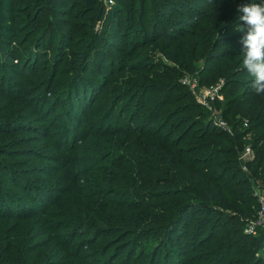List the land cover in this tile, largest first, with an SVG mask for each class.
I'll use <instances>...</instances> for the list:
<instances>
[{"label": "rangeland", "instance_id": "374dc122", "mask_svg": "<svg viewBox=\"0 0 264 264\" xmlns=\"http://www.w3.org/2000/svg\"><path fill=\"white\" fill-rule=\"evenodd\" d=\"M1 1L4 3L7 0ZM22 1L19 0L18 3L15 0L8 1L9 6L13 7L15 11V22H11L14 21L12 19L6 21L0 13V23L5 22L7 26L17 27L15 29L19 31V36L14 42L20 46V48L16 47L15 51H17V54L13 58L6 57L9 54H5L6 56H4V54H1L2 51H0V77H4L6 85L9 80L15 83L18 89L21 90V92H18V95L21 93V96L25 95L24 87L26 86H40V84L36 83L48 81L50 77L51 79L56 78V80L51 92H47L50 95L45 93V97L42 96V102L47 99L48 103L39 104L41 101H38L34 102L32 106H22L19 98L11 99L10 106L13 108L16 107L18 110L21 107L25 108H21L22 112L18 114L21 115L19 118L17 115L13 119H9L7 116L5 120L3 119L6 122L0 123V143H6L8 153L6 155L0 154V160H3L0 164V200L7 204L6 207L9 212H13V218L20 221L28 219L27 221L31 223V219L39 216L45 209L49 211L53 209L54 212L56 211L55 215L60 216L59 218L61 219H65L64 223H69L70 217H62L70 216L73 213L70 204L74 203L76 197L79 201V209L74 211L79 216L85 214V219L87 220H84L89 222V224L81 222V225L84 226V228H81L82 233H92L95 224L99 223L93 217L99 216V219L103 217L109 219L105 213L106 211L102 209V207L109 208L108 203L102 202V200L98 199V196L92 198L90 194L84 195L82 190H79L77 187L79 185L85 188L86 183H82L81 181L73 182L71 178L67 181L68 178L64 175L65 170H61L59 164L53 161L59 157L63 158L65 162H70V158H72L75 151L73 150V146H78L83 141L84 136L99 133L100 124L99 122H97V125L93 124L95 119L91 116L98 118L100 115L101 117H105L109 114L111 116L106 121L107 126L106 128L105 125L103 126L101 133L115 134L116 138L114 141L117 142L116 145L118 147L116 148L115 157L120 162L112 165L111 161H107L102 163L100 168L104 170L108 169L111 171L110 173L114 171L122 178V181L118 182L117 186L114 185V194H110L109 198H117V192L120 194L127 190L130 196H133L139 202L144 201L148 197V199L146 198V205L150 208L149 211L144 210V214L142 215L153 217L160 222H163L161 220L167 221L174 214L173 209H177L178 201L180 203L195 201L183 196L178 198V182H182V178L178 177V148L191 149V147L210 140H215L220 145H223L224 142L220 138H212L211 134L207 131L203 132L198 122H192L191 119L184 121L178 117V105L183 104V100L178 103L179 93L186 92V94H192L191 96L194 97L196 103L203 107L204 110L201 108V111L205 113L204 116L194 113V108L190 111V113L194 114L195 120H212L216 126L227 131L228 136L233 137L237 127L238 129L241 127L242 130L249 129L250 121L248 118H241L236 115L235 119L238 120L240 118L239 121H241L240 126H236L232 117L233 112L228 113V115L226 114L229 109H225V103L227 102V98H229L228 91L230 89L226 91L227 81L225 77L214 74L219 67V63H217L218 60H214L212 57L225 58L230 53L229 49L235 45L234 42L224 43L212 57L209 55L199 56L194 63L186 62L181 65L178 62V58L172 53L175 46L174 39L178 40L179 37L185 36V33L196 31L197 26L203 25L205 21L215 19L216 16L210 18L211 10L215 8L214 5L226 0H178L188 5V7L179 6L177 8L173 6L171 10L165 11V16H167L166 25L162 24L155 33L154 26L147 22L144 25V32H139L140 35H136L138 33L137 30L134 32L131 28H127V26L135 23L134 14L128 8L124 10L125 12L123 8H119L116 3L117 0H112L113 4H107L105 0H98V2L102 3L105 11L102 18L96 20L94 24L93 18H91L93 14L88 9L84 10L88 0H72L73 2H70V7L59 13H56L54 11L55 7L51 5L48 9L51 16L55 14L60 15L71 22L72 25L75 24V26L77 23L87 22L90 28L93 27V31L98 35L104 34L102 28L105 27L106 22L112 27L120 23L121 26L124 25V29L126 28V31L122 30L123 35L119 38L116 48H114L113 44L109 48L110 55H107L106 64H113V67L108 66V71L104 74L101 73L102 67L95 63V67H91L88 77L84 73V66L80 71L73 68L72 51L75 50L77 41L72 42L71 39L62 40L64 38L60 36L61 34L59 35V33L66 32L68 27L53 23V30L58 32V34L53 36V39L43 34L44 37L41 40V44H39L38 40L42 34L40 32V35L38 34L37 36L35 34L27 40L26 34L29 27H27L26 20L32 17V14H30L32 10L29 13L25 10L24 5L35 0H24L25 3ZM19 3L22 5L21 8H17ZM253 3H264V0H254ZM96 5H98L97 2ZM96 5L94 4L93 6L96 7ZM147 7H149V4H147ZM80 9H83L81 11L82 17L77 18ZM111 12H117V15L115 16L114 14L109 17L108 14ZM125 13L128 14V17L127 15L125 16ZM238 23L242 24V21H238ZM111 26L109 27L110 30ZM82 31L81 33L83 34L84 32ZM77 32L79 30L75 29L74 33ZM234 33L241 36V33L244 32L235 29ZM11 39L4 37L0 41V49H10L9 43H6L5 40L11 41ZM237 41L241 42V40ZM169 42L173 43L174 46L168 48ZM30 43L35 45V49L32 50L33 52H30L34 54L31 56L32 60L35 58L34 63L28 61L30 56L25 58ZM151 44L156 47V50L154 54L151 52L154 55V59L152 60V64L148 66V70H141L137 73L124 68V64L120 62V53L122 55L127 53L137 55V53L144 49L142 47ZM213 50L214 46L211 47V51ZM242 52L243 50L238 51L237 55L242 57ZM23 54L26 55L23 56ZM14 60L15 62L18 61V63L12 64ZM210 60L212 61L209 62ZM73 72L80 73L77 77V80L79 79L77 85L61 88V83L65 79L67 81ZM90 74L92 75L91 80L89 79L91 77ZM165 76H168L167 79H176V88L170 90L171 93L168 100L163 93L157 94V96L164 95L163 98L166 103L162 109L163 112L168 109H177L173 112L174 117L170 116L167 118V122L159 126L160 132L156 133L160 136L150 138L145 143L146 145L142 144L139 139L134 138V142L126 138L122 139L121 135L127 127L126 122L129 123L132 132L139 133V128L144 125L145 119L143 114L146 113V105L150 104L148 102L152 95L150 94L145 98L134 101L128 108H123V105L121 106L120 104L121 101L120 103L117 102V98H115L116 101L111 100L115 91L119 86L133 79L134 82L137 81L138 83L144 80L149 82L148 85L155 87L149 89V91L155 89L156 93H160L158 83ZM246 79L251 80V77L247 75ZM59 80L60 82H57ZM79 82L83 85L81 86ZM83 87L84 89L93 88L92 94L94 93V97L89 100L88 104L85 103L84 95L81 92ZM68 88L70 89L68 90ZM77 90L80 91L79 94H77ZM245 91L244 87H239L232 97L235 96V99H239L243 95H247ZM250 92L253 93L252 88H250ZM144 93H146V89ZM250 98H252V94ZM124 101H127V98ZM80 102L82 103L80 104ZM124 109H129L128 111L130 112L133 111L131 116L129 115L130 112L124 114ZM154 119V124L158 125V122ZM242 123L243 126H241ZM252 136L253 133L247 134L241 140V148L236 144L239 147L236 155L232 154V152L227 156L217 155L219 163H221L222 159L228 158L221 163L223 169L232 171L241 166L244 172H250L247 163L250 159L254 158V151L251 145H249ZM198 137L203 138L197 139ZM156 139L161 141L158 145L154 142ZM231 147L232 149L236 148L230 145ZM210 149H213V147ZM248 149L250 150L249 152ZM0 153L2 152L0 151ZM233 160L238 161L239 164L233 162ZM12 162H16V164H11ZM215 165L216 163L212 164V166ZM7 167L13 172H10ZM70 168L71 165L67 164V169ZM126 170L128 171L124 173ZM125 176L132 177L134 181L130 182V179L128 180V177ZM184 181L188 180L185 179ZM115 182L113 180L111 184ZM251 184L252 197L257 204L255 208L253 206V216H255L261 204V197H264V187L260 183ZM68 187L72 188L65 194ZM191 187H193L194 193L196 191L197 195H201L203 191L201 185L191 183ZM109 188H105L102 195L110 193L111 188ZM137 190L143 191V193L138 196L135 192ZM12 198L14 199L13 201L8 200ZM221 200L222 203L217 205L221 211L228 214H235L237 212L236 204L231 197H223ZM57 202L60 203L57 205ZM161 209L167 210L164 212ZM26 213L29 214L22 216V214L25 215ZM111 216L115 217L113 214ZM1 217H4V214L3 216L0 215ZM118 218L117 216L113 219L115 225L120 223L118 222ZM250 219H246L244 231L249 227L248 221ZM24 223L26 224V222ZM65 225L67 226V224ZM66 226L63 227V232L69 231L70 227L66 228ZM106 226L108 225L103 224L100 229L99 227L95 229L96 236L88 237V235H83L73 242L75 248V245L79 244V249L84 254V258L87 253H99L100 256L105 253L103 255L106 256L105 258L113 257V264H139V262L145 261V259L140 260L141 254L157 252L154 260L155 264H192L189 258L190 254H188L193 250L192 246L186 252V256L179 257L178 246L177 249H171L169 247L171 244L167 246L161 237L150 236L142 240L139 239L138 242H130L135 239H131V237L125 238L113 232L114 230L106 228ZM230 229L232 227L221 229V234H218L217 237L227 233ZM261 229H264V227L260 228L259 231ZM259 231L257 235H259ZM99 234L101 235L100 240L96 244L92 243ZM61 235L65 234L61 233ZM257 235L252 234V236ZM48 238L49 234L43 237L44 240ZM82 238L90 239V241L81 240ZM253 245L250 241L245 248H252ZM196 248L197 251H200L204 247H198L197 245ZM119 249L122 250L120 251ZM183 249L185 250V248ZM239 249L243 248L239 246L237 247V251H240ZM118 251L122 252V254L117 255ZM168 251H171L169 256L164 253ZM255 252H257V256L260 258H264V247L260 251L255 250ZM61 253L64 252L61 251ZM231 259L239 258L237 255H234ZM87 261L89 260L87 259ZM193 264L199 263L193 261Z\"/></svg>", "mask_w": 264, "mask_h": 264}, {"label": "trees", "instance_id": "16d2710c", "mask_svg": "<svg viewBox=\"0 0 264 264\" xmlns=\"http://www.w3.org/2000/svg\"><path fill=\"white\" fill-rule=\"evenodd\" d=\"M8 1L9 0L6 2L9 6ZM18 1L19 0H15L16 3H18ZM73 1L35 0L24 5L25 10L29 13L32 10L30 13L32 17L26 20L28 24L27 27H29L26 34L27 40L35 34L38 36L41 32L42 34H39L40 39L38 40L39 44H41V40L44 37L43 34L45 36H50L52 39L55 34H58V32H55L52 28L53 23L66 26L68 27L67 31L59 33V35L61 34L60 36L64 38L62 40L71 39L72 42L77 41L75 50L72 51L73 68L79 69L80 71L84 66V73L88 77L91 72V67H95L96 63V65L102 67L101 73L106 74L108 66L113 67V64H106L107 55H110L109 48L111 44L116 48L119 38L123 35L122 30L126 28L124 29V25L121 26L120 23L112 27L106 22L104 25L105 27L102 28L104 34L98 35L93 31V27L90 28L87 22L77 23L75 26V24L72 25L71 22L60 15H56L55 13L54 16L50 15L48 9L51 5L55 7L54 11L59 13L65 11L67 7H70V2ZM177 1L178 0H117L116 3L119 8H123V11L128 8L133 12L135 23H132L131 26H127V28H131L134 32L137 30L138 33L135 34L140 35L139 32H144V25L147 22L154 26L155 33L162 24L166 25L167 16H165V11L171 10L173 6L177 8L179 6L188 7L185 3ZM6 2L2 3L0 0V13L6 21L12 19L14 21L11 22H15V11L13 7H8L7 4L5 5ZM22 2H24V0ZM87 2L84 10L88 9L90 13L93 14L91 18H93L94 24L96 20L102 18L105 9L98 0H88ZM96 2L98 5H96ZM252 2H254V0H226L224 2H219L214 5L215 8L211 10L210 14V18L216 16L215 19L205 21L203 25L197 26L196 31L185 33V36L179 37L178 40L174 39L175 46L171 42H169L170 45H168V48L174 46L172 53L178 58V62L182 65L186 62L194 63L199 56L209 55L212 57L224 43L234 42L235 45L229 49L230 53H228L225 58L212 57L214 60H218L217 63H219V67L214 74L225 77L227 81L226 91L230 89V91H228L229 98H227V102L225 103V109H229L226 114L228 115V113L233 112L232 117L234 118V124L236 126H240L239 124L241 122L239 121L240 118L238 120L235 119L236 115L241 118H248L250 121L249 129L242 130L241 127L239 129L237 127L235 135L233 137L228 136V132L216 126L212 120H195L194 114H192V112L190 113V111L194 108V113L204 116L205 113L201 111L203 107L196 103L194 97L191 96L192 94L187 93V95L186 92L179 93L178 103L183 100V104L178 105V117L182 118L184 121L191 119L192 122H198L203 132L207 131L211 134L212 138L217 137L224 142L223 145H220V143H216L215 140H210L206 143L203 142L191 147V149L178 148V177L182 178V182H178V198L183 196L188 199H194L195 201L184 203L178 201L177 209H173L174 214L171 215L167 221L161 220L163 222H160L153 217L142 215L144 214V210L149 211L150 207L146 205L148 197H146L147 199L145 198L144 201L139 202L133 196H130L127 190L120 194L117 192V198H109L110 194H114V185L117 186L118 182L122 181V178L114 171L110 173L111 171L108 169H101L100 165L107 161H111L112 165L120 162L119 159L115 157L116 148H118L116 145L117 142L114 141L116 136L115 134L101 133V129L104 125L106 128V121L111 114L105 117H101L100 115L98 118L91 116L95 119L93 124L97 125V122L100 124L99 133L93 135L88 134L83 137V141L78 146H73V150L75 151L72 158H70V162H65L63 158L59 157L53 161L59 164L61 170H65L64 175L67 176V181L71 178L73 182L81 181L82 183H86L85 188L79 185L77 187L79 190H82L84 195L90 194L92 198L98 196V199L102 200V202L108 203L109 208L102 207V209L106 211L105 213L110 220L105 217L99 219V216H95L93 217L94 220L99 223L96 222L97 224L93 227L92 233H82L81 228H84V226L81 225V222H85L84 224H89V222L85 221L87 220L85 219V214L79 216L77 212L74 211L79 209V201L76 197L74 203L70 204L73 213L70 216L62 217H70L69 223H64L63 221L65 219H61L59 218L60 216L55 215L56 211L54 212L53 209L51 211L45 209L39 216L32 218L31 223L27 221L28 219H22L21 221L16 220L13 218V212L8 211L6 207L7 204L0 200V215L3 216L4 214V217L0 218V264H113V257L105 258L106 256H103L105 253L101 256L99 253H87L85 259L83 257L84 254H82L81 249H79V244L77 243V245H75L76 248L73 246V242L83 235H88V237L96 236L95 229L98 227L100 229L103 224L108 225L106 228L114 230L113 232L125 238L131 237V239H135L130 242H138L139 239L142 240L150 236L161 237L167 246L171 244L169 246L171 249H177L178 246L177 250L179 257L186 256V252L190 250L189 248L192 246L191 248H193V250L188 253L190 254L189 258L192 264L193 261L199 264H264V258H260L257 256V252H255V250L260 251L264 247V229H261L257 236L249 235L244 231L246 219L254 217L253 206L254 208L257 206L255 199L252 197L253 191H251V183H260L264 187V95H256L254 91L253 93L250 92L251 80L246 79L248 74L243 70V56L240 57L237 55L238 51L243 50L242 43L237 40L242 41L245 33H241V36L234 33L236 25L238 24V17L243 15V13L237 11L238 6ZM94 4L96 7L93 6ZM147 4H149V7H147ZM21 6L22 5L19 3L17 8H21ZM82 10L83 9H80V11H78L77 16H79L77 18L82 17ZM114 14L116 16L117 12H111L108 16L110 17ZM126 15L128 17V14L125 13V16ZM6 24L5 22L0 23V41H2L4 37L12 38L11 41L5 40L6 43H9L10 49H0V51H2L1 54H4V56H6L5 54H9L6 57L13 58V56L17 54V51H15L16 47L20 48V46L14 42L19 36V31L15 29L17 27H12L11 25L7 26ZM110 26L112 27L111 30L109 29ZM75 29H78L79 32L74 33ZM81 31L84 33L82 34ZM136 42L138 43L137 39ZM28 46L27 49L29 50L27 55L25 54V56L23 54V56H25V58L30 56L28 61L34 63L35 58L34 60L31 59V56L34 54L31 53L33 52L32 50L35 49V45L30 43ZM212 46H214L213 51H211ZM142 48L144 49L137 53V55H133L132 53L122 55V53H120V62L124 64V68L137 73L141 70H148V66L152 64V60L154 59V55H152L151 52L154 54L156 47L151 44L145 45ZM15 60L12 61V64L18 63V61L15 62ZM211 61L212 60L209 62ZM54 69L56 70L55 66ZM79 75L80 73L73 72L70 78L68 77L67 81L65 79V81L61 83V88H64V86H76L79 80H77V77ZM90 76L89 79L91 80L92 75L90 74ZM167 78L168 76H165L162 78V81L158 83L160 93H156L155 89L149 91V89L155 88L153 85H148L149 82L144 80L138 83L137 81L134 82L133 79L119 86L115 91L111 100L116 101L115 98H117V102L120 103L121 101L120 104L121 106L123 105V108H128L134 101L145 98L150 94L152 95L148 102L150 104L146 105V113L143 114L145 121L143 127L139 128V133L132 132L129 123L125 121L127 127L121 135L122 139L126 138L134 142L135 138L146 145L145 143L147 140H150V138L160 136L156 134L160 132L159 126L164 125L165 122H167L166 119L173 116L174 110H177L168 109L163 112L162 109L166 103L163 98L164 95L157 96V94L163 93L168 100L171 93L170 90L176 88V79ZM4 80V77H0V123H5L6 121L4 120L7 116L9 119H13L17 115L19 118L21 115L18 114L22 112L21 108H25L21 107L19 110L16 107L13 108L10 106V102H12L11 99L19 98L22 106H32L34 102L36 103L38 101H41L39 104L48 103L46 98V100L42 102V96L48 91L51 92L56 78L51 79L50 77L48 81L36 83L40 84V86L35 87V85H33L34 87H24L25 95L23 96H21V93L18 95V92H21V90L18 89L15 83L9 80L6 85ZM68 81L69 83H67ZM57 82H60V80ZM80 85L82 86L83 84L80 83ZM239 87H244L246 90L245 94L247 95L235 99V96L232 97V95H235ZM69 89L70 88H68V90ZM145 89L146 93H144ZM92 91L93 88L91 87H89V89H84L83 87V90H81L83 93L82 95H84L85 103L87 104L89 100L94 97ZM79 92L80 91L77 90V94H79ZM251 94L252 98H250ZM55 95L57 94L55 93ZM125 98H127V101H124ZM81 103L82 102H80V104ZM128 110L129 109H124L123 113L126 114L130 112ZM132 112L133 111L130 112V116ZM153 119L158 122V125L154 124ZM241 126H243V123ZM250 133H253V136L250 139L249 145H251L254 151V158L250 159L247 163L250 172H244L241 166L232 171L223 169L221 163L228 158L222 159L221 163H219L220 161H218L217 155L227 156L231 154V152L236 155L237 149L242 147L241 140ZM202 138L203 137H198L197 139ZM156 140L154 142L158 145L161 141L159 139ZM236 144L239 147H237ZM230 145L236 148L232 149ZM212 147L213 149H210ZM0 151L2 152L0 153L1 155L8 154L6 143H0ZM1 162H3V160H0V164ZM233 162L238 163L236 160H233ZM215 163L216 165L212 166V164ZM11 164H16V162H12ZM67 164L71 165L70 169H67ZM7 169L13 172L9 167H7ZM127 171L128 170L124 171V173ZM129 179L130 182L134 181L132 177H128V180ZM185 179L188 181L185 182ZM113 180L117 182L111 184ZM191 183L201 185L203 189L201 195H197L196 191L194 193ZM108 187L111 188H109L110 193L102 195L105 188L108 189ZM71 188L68 187L65 194L68 193ZM135 192L138 196L143 193V191L138 190ZM223 197H231L233 199L237 209L235 214L225 213L217 207L219 203H222L221 198ZM8 200L13 201L14 199ZM59 203L60 202H57V205ZM3 210L5 211L3 212ZM161 210L165 212L167 209ZM28 214L29 213L25 215L22 214V216ZM112 214L115 217H112ZM117 216L119 217L118 222L120 223L115 225L113 219ZM24 222H26V224ZM65 224H67V226ZM65 226L66 228L70 227V229H68L69 231H62ZM229 227H232V229L217 237L218 234H221V229ZM61 233L65 235H61ZM46 234H49V238L44 240L43 237ZM100 238L101 235H97L92 243L96 244ZM81 240L90 241V239L86 238H82ZM250 241L254 244L253 247L245 248ZM197 245L198 247L204 248L197 251ZM90 246H92V244H90ZM239 246L243 249L237 251V247ZM183 248H185V250ZM119 250L121 251L122 249ZM61 251L64 253H61ZM120 251L116 254H122ZM236 251L237 253L234 254ZM170 252L171 251L164 253L169 256ZM156 254L157 252L141 254L139 257L140 260L142 261L145 259V261L139 262V264H155L154 260ZM234 255H237L239 259L230 260ZM87 259L89 261H87Z\"/></svg>", "mask_w": 264, "mask_h": 264}, {"label": "clouds", "instance_id": "9594fccd", "mask_svg": "<svg viewBox=\"0 0 264 264\" xmlns=\"http://www.w3.org/2000/svg\"><path fill=\"white\" fill-rule=\"evenodd\" d=\"M237 11L243 13L238 17L236 30L244 32L243 70L251 77V88L256 95H264V3H244Z\"/></svg>", "mask_w": 264, "mask_h": 264}, {"label": "built area", "instance_id": "2783aa9c", "mask_svg": "<svg viewBox=\"0 0 264 264\" xmlns=\"http://www.w3.org/2000/svg\"><path fill=\"white\" fill-rule=\"evenodd\" d=\"M107 4H113L112 0H105ZM216 125V124H215ZM223 125V123H221ZM250 150L248 149V152ZM249 227L245 230V233L251 235H257L260 228L264 227V197H261V204L257 215L251 218L249 221Z\"/></svg>", "mask_w": 264, "mask_h": 264}]
</instances>
